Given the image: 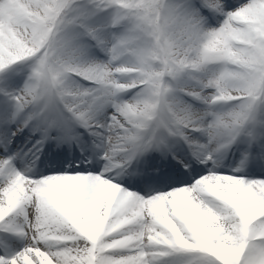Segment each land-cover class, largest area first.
Returning <instances> with one entry per match:
<instances>
[{
  "label": "snow or ice",
  "instance_id": "6c2138e0",
  "mask_svg": "<svg viewBox=\"0 0 264 264\" xmlns=\"http://www.w3.org/2000/svg\"><path fill=\"white\" fill-rule=\"evenodd\" d=\"M0 264H264V0H0Z\"/></svg>",
  "mask_w": 264,
  "mask_h": 264
},
{
  "label": "bare ground",
  "instance_id": "6f19581e",
  "mask_svg": "<svg viewBox=\"0 0 264 264\" xmlns=\"http://www.w3.org/2000/svg\"><path fill=\"white\" fill-rule=\"evenodd\" d=\"M247 0H240V3H246ZM224 160V159H223ZM222 160V161H223ZM26 162L28 163H31V159L30 158H27L26 159ZM221 162V161H220ZM87 167V166H85ZM18 170H20L21 172H27L28 171L26 170V168L24 166H22L20 163H19V167H17ZM100 171L103 173V172H108L109 174L113 175L114 179L116 180H119L121 179L122 177L120 175H115V173L111 170V169H106L104 170L103 168L99 167ZM234 170H237V169H234ZM234 170H225L226 172H232ZM240 170V174H247V171L245 170H242V169H239ZM249 178H261V177H249Z\"/></svg>",
  "mask_w": 264,
  "mask_h": 264
},
{
  "label": "rangeland",
  "instance_id": "374dc122",
  "mask_svg": "<svg viewBox=\"0 0 264 264\" xmlns=\"http://www.w3.org/2000/svg\"><path fill=\"white\" fill-rule=\"evenodd\" d=\"M24 78H25V76H19V77H17V79L20 81L21 84L23 83ZM15 168L17 169V167H15ZM18 171H20V170H18Z\"/></svg>",
  "mask_w": 264,
  "mask_h": 264
}]
</instances>
